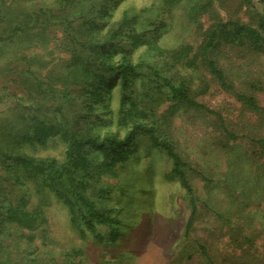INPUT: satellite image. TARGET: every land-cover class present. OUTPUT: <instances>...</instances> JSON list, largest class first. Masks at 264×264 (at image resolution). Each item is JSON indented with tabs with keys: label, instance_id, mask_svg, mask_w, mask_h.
Listing matches in <instances>:
<instances>
[{
	"label": "rangeland",
	"instance_id": "obj_1",
	"mask_svg": "<svg viewBox=\"0 0 264 264\" xmlns=\"http://www.w3.org/2000/svg\"><path fill=\"white\" fill-rule=\"evenodd\" d=\"M207 2L210 4L206 10L198 12L196 7ZM126 9L137 12L133 33L145 34L146 41L155 42L165 53L157 54L147 44L129 50V59L140 74L130 76L127 98L122 97L120 81L111 87V112L107 114L111 122L91 130L111 129L123 137L134 120L153 126L156 135L170 140L182 155L193 192L182 187L178 178L169 176L172 160L167 153L138 134L137 150L127 158L129 169L120 168L114 177L100 170L98 182L89 180V192L96 204L121 219L117 226L97 223L93 232L54 191L41 188L35 179L13 186L3 179L6 174L0 167V189H4L5 197L15 204L24 199L27 208L45 219L31 230L16 222H4L0 227V256L6 264H212L199 242L215 264H264V183L258 180L264 176V147L250 139L264 137V111L249 108L234 90L223 87L205 64L201 50L207 29L219 20L233 16L258 25L264 0H123L99 34L100 41L108 30L117 28ZM100 21L107 23L109 17ZM52 33L51 46L26 50L29 54L36 51V60L48 63L41 69L43 75L48 70L56 74L66 71L67 60L73 57L59 45L64 43L65 32L54 26ZM125 37L121 45L129 49ZM241 39L243 44L219 39L210 57L230 76L237 91L254 96L264 107V45ZM120 40L119 33L114 43L118 45ZM117 47L120 50L121 46ZM26 67V61L18 62V69ZM154 70L176 84L186 83L188 94L220 113L237 138L226 135L218 115L173 100ZM3 85L23 93L18 84L0 76V90ZM71 92L74 99L67 111L73 112L75 120L85 112L81 102L89 95L79 84L72 86ZM1 100L0 108L13 103L12 98ZM124 118L129 119L127 124ZM65 150L66 139L59 135L45 145L25 149L34 156L58 161L64 159ZM98 156L102 160L101 152ZM130 169L134 178H125ZM98 188L103 189L102 196ZM191 197L196 200L197 213L187 233Z\"/></svg>",
	"mask_w": 264,
	"mask_h": 264
},
{
	"label": "trees",
	"instance_id": "obj_2",
	"mask_svg": "<svg viewBox=\"0 0 264 264\" xmlns=\"http://www.w3.org/2000/svg\"><path fill=\"white\" fill-rule=\"evenodd\" d=\"M122 1L101 0L98 4V0H54L48 3L43 0H0V76L12 80L23 91L20 95L21 90L17 92L9 89L7 85H3L0 90V101L5 97L13 99L12 104L0 108V167L6 174V177H2L10 180L13 186H22L27 179L38 180L41 188L54 191L75 217L85 221L93 232L97 223L117 226L121 219L96 204L89 192L92 185L89 180L94 178L93 180L98 182L100 170L114 177L120 168L129 169L127 158L137 150L138 134L147 137L153 147H159L167 153L172 160L169 176L178 178L182 187L189 193L193 192L184 170L182 155L170 140L156 135L153 126L134 120L131 130L123 137L111 129L101 131L111 122L107 115L111 112V87L120 81L124 91L122 97L127 98V89L132 81L130 76L136 77L140 74L136 71V65L129 59V50L147 44L148 48L157 54L165 53L155 42L146 41L145 34L135 31L133 33L131 27L138 18L133 9L130 10L134 14L128 9L124 10L117 28L108 30L104 35L105 39L100 41L99 34L110 24L114 11ZM164 4L167 3L164 1ZM209 4L200 3L196 8L201 12L206 10ZM98 13L100 15H97ZM107 16L109 22L102 23L100 20ZM258 16V25L241 22L240 18L233 16H229L227 21L219 20L213 23L206 31L201 50L205 64L223 87L234 90L237 98L249 108L264 111V107L258 104L254 96L237 91L230 76L218 65L217 60L210 57L211 52L219 46L221 38L230 43L238 40L240 44L244 43L241 38H246L252 43L264 45V11L258 13ZM54 26L65 32L64 43L59 45L72 52L73 57L67 60L66 71L56 74L55 70H48L43 75L41 69L48 63L37 61L34 55L36 51L29 54L26 50L51 46ZM124 29L130 31L126 33ZM119 33L120 50L114 43ZM124 36L129 49L121 45ZM9 42L11 47L8 46ZM119 52L121 56L117 57ZM21 61H26L27 67L24 70L18 69V62ZM34 64H38L36 69L33 68ZM158 72L154 70V75L169 88L173 100L218 115L226 135L231 139L237 138L228 130L220 113L199 103L188 94L186 83L181 81L176 84ZM108 77H115V80L109 81ZM76 84L86 88L89 96L81 102L86 108L85 112H81L74 120L73 112L67 111V106L74 99L71 88ZM81 120L86 123L81 124ZM128 120L124 118L123 122L127 124ZM99 125L102 128L92 132L93 126ZM57 135L66 139L65 157L62 161L54 157L34 156L25 151L29 145H45L50 138ZM250 139L264 147V137ZM98 152L102 153V160H99ZM117 164L121 165L117 167ZM97 165L104 169L95 167ZM127 176L129 179L134 178L131 169L127 170L125 178ZM1 179L0 177V182ZM258 180L263 184L264 176ZM97 190L98 195L102 196L103 189ZM0 202V227L4 222L10 221L31 230L45 221L38 211L26 207L24 199L15 204L6 198L4 189H0ZM190 207L186 223L187 233L193 228L197 213L194 197L190 198ZM113 234L117 235V232L114 231ZM198 244L212 264H215L205 245L199 242ZM3 259L4 257L0 256V264H6L7 261Z\"/></svg>",
	"mask_w": 264,
	"mask_h": 264
}]
</instances>
